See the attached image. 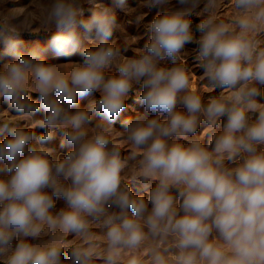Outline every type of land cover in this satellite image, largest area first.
<instances>
[{
  "label": "clouds",
  "instance_id": "obj_1",
  "mask_svg": "<svg viewBox=\"0 0 264 264\" xmlns=\"http://www.w3.org/2000/svg\"><path fill=\"white\" fill-rule=\"evenodd\" d=\"M9 2L0 0V264H119L125 252L126 264H144L135 252L149 236L172 243L153 247L148 264H264V0H233L231 24L215 20L217 0H145L164 10L131 57L112 42L126 0H42L40 26L62 63L19 50L28 29ZM191 43L219 90L207 101L179 62ZM137 86L143 112L118 131ZM81 97L93 98L81 107ZM57 132L69 148L62 158L49 146ZM116 136L139 158L147 201L122 187L129 158ZM56 198L65 204L54 211ZM69 235L81 243L66 245Z\"/></svg>",
  "mask_w": 264,
  "mask_h": 264
},
{
  "label": "rangeland",
  "instance_id": "obj_2",
  "mask_svg": "<svg viewBox=\"0 0 264 264\" xmlns=\"http://www.w3.org/2000/svg\"><path fill=\"white\" fill-rule=\"evenodd\" d=\"M96 2L110 5V0H96ZM41 3L42 0H10V2L6 5V7L8 8H14L16 10V15L23 21L24 25L28 29V31L25 32L43 33L42 35L33 38H19V50L25 54L31 52L32 50H37L46 62L62 63L64 62L63 58L56 56L49 47V42L53 33L43 30L40 26ZM126 3L128 6V11L115 10L117 22L120 25V28L114 33L112 42H115V44L121 48L125 56L131 57L134 56L136 54V50L142 48L147 41L146 25L164 9L159 6H144L145 0H126ZM176 3L177 0H170V6L176 5ZM201 7H203V3ZM91 9V5H85V18L90 16ZM197 11H200V9H198ZM212 14L214 15L217 22L231 24L236 18L237 10L233 6V0H217V6L213 10ZM206 15L207 13H203L200 17H196L195 15L191 17L194 29L196 24L199 23V19H204ZM138 17H143V19H138ZM196 36H199L198 32L196 33ZM259 39L264 40V34H262ZM197 47L198 45L195 43L188 44L186 46L185 52L182 54V59L179 62L182 63L188 70L195 92L199 94L205 101H207L209 97L219 95V90L212 91L207 86V81L202 76L203 70L201 69L198 61L195 59ZM71 59L72 61H81L82 57L79 54V51H77V53L74 54ZM162 63L170 65L171 61H165ZM141 91L142 88L137 86L136 91L126 102V108L121 113L120 117L115 121L114 127L116 130L123 131V122L125 120L134 118L138 113L143 112L142 105L136 102L137 96ZM33 98L35 99L36 97ZM92 98L93 97L79 98L80 106H85ZM94 98L98 99L99 94H94ZM3 107L6 108L7 105L5 104L3 105ZM44 115L45 113L43 112V110H41L39 113H37V118H43ZM99 119L100 117H96L93 123H95ZM221 123H223V120L221 121ZM34 131L37 135H39L43 133L44 129L37 128ZM210 135L211 133L207 132L202 125L200 132H198V137L201 142L207 145ZM2 139L3 137L0 136V141H2ZM60 140L61 133L57 132L55 138L50 142L49 146L56 149L57 153L62 158L64 155H66L69 148L67 146L65 148H60ZM114 143L119 145L124 156L126 158H129L128 145L124 142V138L122 136H116L114 138ZM138 161V157L136 159L129 158L128 166L122 173V187L126 186L131 191L133 197H143L147 201L148 193L143 188L144 182L142 178L137 175L139 169ZM154 184L155 181H150L149 187L154 186ZM64 204L65 202L62 198H56L54 211L59 210L61 207H64ZM91 231L93 232L95 237L96 251L103 252L105 249V242L103 240L105 229L100 225L99 222L94 221L91 226ZM145 231L147 232V229H145ZM45 239H47V237H45ZM63 239L64 243L70 246L81 243L80 240H77L71 235ZM30 242L35 243L36 241L31 240ZM171 243V237H169L167 241H163L159 238H152L151 236H149L144 244H142L141 247L136 250L135 254L144 261V264H148L150 252L153 247L159 246L161 250H163L164 248L170 247ZM14 244L15 241L13 242V246ZM127 258L128 253H123L119 264H126ZM62 259H68L67 248L63 252ZM94 264H103V260L96 259L94 261Z\"/></svg>",
  "mask_w": 264,
  "mask_h": 264
},
{
  "label": "trees",
  "instance_id": "obj_3",
  "mask_svg": "<svg viewBox=\"0 0 264 264\" xmlns=\"http://www.w3.org/2000/svg\"><path fill=\"white\" fill-rule=\"evenodd\" d=\"M42 34L43 33H41V32H23L19 38H33L36 36H40Z\"/></svg>",
  "mask_w": 264,
  "mask_h": 264
}]
</instances>
